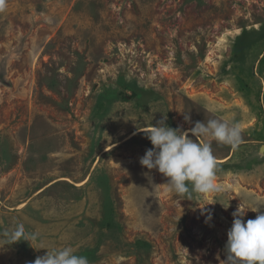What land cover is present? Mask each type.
Here are the masks:
<instances>
[{
    "label": "rangeland",
    "instance_id": "rangeland-1",
    "mask_svg": "<svg viewBox=\"0 0 264 264\" xmlns=\"http://www.w3.org/2000/svg\"><path fill=\"white\" fill-rule=\"evenodd\" d=\"M164 117L239 124L236 149L189 133L219 192L177 196L141 166ZM242 201L260 208L245 222L264 212V0H4L0 232L36 239L0 235V264L65 246L89 264H221Z\"/></svg>",
    "mask_w": 264,
    "mask_h": 264
},
{
    "label": "clouds",
    "instance_id": "clouds-1",
    "mask_svg": "<svg viewBox=\"0 0 264 264\" xmlns=\"http://www.w3.org/2000/svg\"><path fill=\"white\" fill-rule=\"evenodd\" d=\"M4 0H0V7ZM166 117L144 131L152 148L146 150L139 163L149 171L155 169L165 178L166 189L177 196L191 197L201 194L205 199L221 189L215 184L216 160L210 143L194 142V137H210L218 144L236 149L242 142L238 123H228L220 119L195 122L189 130L173 129L166 125ZM185 122H191L190 114H184ZM260 208L246 207L242 201L233 213V223L227 232L225 245L226 259L221 264H264V212L246 222L243 217L247 210L259 212ZM209 213L207 219L211 220ZM207 222V221H206ZM11 244L21 240L36 239L34 233H27L23 223L0 232ZM41 249H46L41 247ZM44 256H38L32 264H89L87 257L75 254L72 246L46 249Z\"/></svg>",
    "mask_w": 264,
    "mask_h": 264
},
{
    "label": "trees",
    "instance_id": "trees-1",
    "mask_svg": "<svg viewBox=\"0 0 264 264\" xmlns=\"http://www.w3.org/2000/svg\"><path fill=\"white\" fill-rule=\"evenodd\" d=\"M238 46H240V45L238 44Z\"/></svg>",
    "mask_w": 264,
    "mask_h": 264
}]
</instances>
